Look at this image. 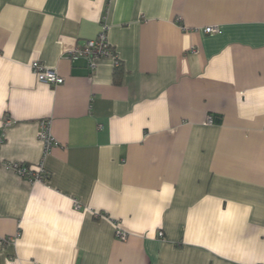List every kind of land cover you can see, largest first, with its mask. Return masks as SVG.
I'll return each instance as SVG.
<instances>
[{
    "label": "crops",
    "instance_id": "crops-1",
    "mask_svg": "<svg viewBox=\"0 0 264 264\" xmlns=\"http://www.w3.org/2000/svg\"><path fill=\"white\" fill-rule=\"evenodd\" d=\"M104 26L120 69L68 60ZM0 238V264H264V0H0Z\"/></svg>",
    "mask_w": 264,
    "mask_h": 264
},
{
    "label": "built area",
    "instance_id": "built-area-1",
    "mask_svg": "<svg viewBox=\"0 0 264 264\" xmlns=\"http://www.w3.org/2000/svg\"><path fill=\"white\" fill-rule=\"evenodd\" d=\"M107 30L108 28L104 26L103 31L96 39L87 40L81 46H76L75 48L70 50L67 54L68 60H70L71 62H76L81 59L86 60L91 72L96 70L98 60L103 58L113 60L115 68L119 67L121 65V62L119 60L117 52L113 49L108 41L106 34ZM219 32L220 28L218 26H211L205 29L206 34H218ZM31 70L37 80L43 84L57 87L65 83V78L62 77L58 73V71L49 68L38 61L32 63ZM208 121L209 123H212V118L209 117ZM6 124L10 125L11 120H6ZM38 138L43 144L45 155L50 153L52 149L58 145V142L55 140L51 133V124L49 121L44 120L40 122ZM4 166L8 170L15 171L17 174H19V176L26 178L31 183L43 182L47 179L48 176L43 165L28 166L18 163H8ZM75 207L77 209H80V205L77 202H75ZM116 234L117 237L122 241H125L127 239V233L122 230H117ZM160 236L162 237L163 234L161 233ZM12 240L13 239L11 238H0V249L2 248L4 243Z\"/></svg>",
    "mask_w": 264,
    "mask_h": 264
},
{
    "label": "trees",
    "instance_id": "trees-1",
    "mask_svg": "<svg viewBox=\"0 0 264 264\" xmlns=\"http://www.w3.org/2000/svg\"><path fill=\"white\" fill-rule=\"evenodd\" d=\"M121 68V65L119 67L116 68V70L120 69Z\"/></svg>",
    "mask_w": 264,
    "mask_h": 264
}]
</instances>
